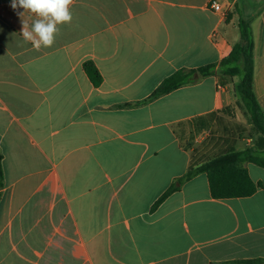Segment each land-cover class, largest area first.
Masks as SVG:
<instances>
[{
	"label": "crops",
	"instance_id": "0c3cea01",
	"mask_svg": "<svg viewBox=\"0 0 264 264\" xmlns=\"http://www.w3.org/2000/svg\"><path fill=\"white\" fill-rule=\"evenodd\" d=\"M211 1L74 0L72 22L36 50L21 33L22 19L31 26L36 17L0 0V264L264 260L262 167L243 164L262 183L245 198L213 199L205 173L178 182L191 163L257 149L258 135L243 145L235 132L252 127L239 78L197 75L146 102L175 72L229 56L246 21L264 111V0H218L223 14ZM218 116L235 131L221 133Z\"/></svg>",
	"mask_w": 264,
	"mask_h": 264
},
{
	"label": "trees",
	"instance_id": "16d2710c",
	"mask_svg": "<svg viewBox=\"0 0 264 264\" xmlns=\"http://www.w3.org/2000/svg\"><path fill=\"white\" fill-rule=\"evenodd\" d=\"M239 26L241 29V42L235 45L230 55L219 64L206 65L193 70H179L166 78L146 100V102L154 101L183 86L196 83L199 81V77L205 78L220 74V76L239 78L236 92L241 97L242 105L250 117L253 132L259 136L257 149L236 151L234 148H228L201 166L195 167L191 163L187 174L178 181L182 184L184 181L191 180L195 176L205 173L209 180L211 196L216 200L250 197L262 187V183H255L252 180L248 170L243 166L244 163H253L264 169V111L259 105L253 90V31L250 23L246 21H242ZM84 70L95 87L102 84V75L93 62H86ZM231 110H233L232 107H227L220 113L230 114ZM218 117V121H224L222 116ZM243 130L246 131V129ZM2 188L3 172L0 166V190ZM176 191H179V187L175 183L156 202L154 209ZM261 262H264V260L248 261L247 263L258 264Z\"/></svg>",
	"mask_w": 264,
	"mask_h": 264
},
{
	"label": "clouds",
	"instance_id": "9594fccd",
	"mask_svg": "<svg viewBox=\"0 0 264 264\" xmlns=\"http://www.w3.org/2000/svg\"><path fill=\"white\" fill-rule=\"evenodd\" d=\"M74 0H12L13 10L23 18L25 12L36 17L31 26L22 19V36L34 49L49 48L55 43L59 26L70 24L73 20L71 7Z\"/></svg>",
	"mask_w": 264,
	"mask_h": 264
},
{
	"label": "rangeland",
	"instance_id": "374dc122",
	"mask_svg": "<svg viewBox=\"0 0 264 264\" xmlns=\"http://www.w3.org/2000/svg\"><path fill=\"white\" fill-rule=\"evenodd\" d=\"M230 118H233L232 116ZM227 122L225 121H217V127L218 130L227 134H231L232 130H233V125L235 124V122H233L232 120H227ZM232 123V124H231ZM231 127V128H230ZM226 131V132H225ZM235 131V130H233ZM235 132H237L238 135H240V139H242L243 141V145H245V143L249 140H253L251 141L252 144H254L256 142V138L258 137L257 134H255L251 128H248L245 130H236ZM226 135V134H225Z\"/></svg>",
	"mask_w": 264,
	"mask_h": 264
},
{
	"label": "built area",
	"instance_id": "2783aa9c",
	"mask_svg": "<svg viewBox=\"0 0 264 264\" xmlns=\"http://www.w3.org/2000/svg\"><path fill=\"white\" fill-rule=\"evenodd\" d=\"M210 9L213 10L216 13H224L223 7L218 0H212L210 3Z\"/></svg>",
	"mask_w": 264,
	"mask_h": 264
}]
</instances>
